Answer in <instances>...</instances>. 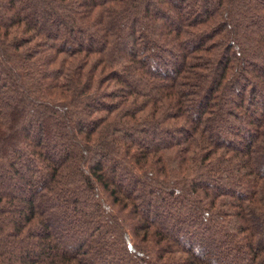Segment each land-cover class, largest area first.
I'll return each instance as SVG.
<instances>
[{
	"label": "trees",
	"instance_id": "obj_1",
	"mask_svg": "<svg viewBox=\"0 0 264 264\" xmlns=\"http://www.w3.org/2000/svg\"><path fill=\"white\" fill-rule=\"evenodd\" d=\"M0 264H264V0H0Z\"/></svg>",
	"mask_w": 264,
	"mask_h": 264
},
{
	"label": "rangeland",
	"instance_id": "obj_2",
	"mask_svg": "<svg viewBox=\"0 0 264 264\" xmlns=\"http://www.w3.org/2000/svg\"><path fill=\"white\" fill-rule=\"evenodd\" d=\"M177 257H179V255H176Z\"/></svg>",
	"mask_w": 264,
	"mask_h": 264
}]
</instances>
